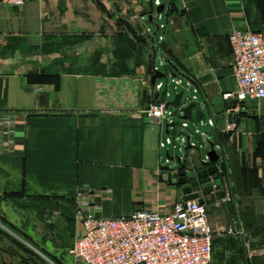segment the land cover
<instances>
[{
	"label": "crops",
	"instance_id": "0c3cea01",
	"mask_svg": "<svg viewBox=\"0 0 264 264\" xmlns=\"http://www.w3.org/2000/svg\"><path fill=\"white\" fill-rule=\"evenodd\" d=\"M234 30L264 34V0L0 4V114L15 122V151L0 155V264L67 252L78 191L102 218L170 213L182 197L168 176L211 167L220 183L193 192L214 230L212 264H264V100L231 129L221 100L235 89ZM179 93L196 103L190 120L167 106ZM159 103L171 115L155 124L146 110Z\"/></svg>",
	"mask_w": 264,
	"mask_h": 264
},
{
	"label": "built area",
	"instance_id": "2783aa9c",
	"mask_svg": "<svg viewBox=\"0 0 264 264\" xmlns=\"http://www.w3.org/2000/svg\"><path fill=\"white\" fill-rule=\"evenodd\" d=\"M30 1L0 0V4L20 8ZM228 42L235 89L222 93L221 100L228 105L224 116L227 129H231L235 123L230 118L238 115L245 103L264 100V34L234 30L228 35ZM170 115L163 103L151 104L146 110L147 118L155 124L163 123ZM14 126L11 114H0V155L15 151ZM182 126L185 128L186 124ZM92 195L86 189L74 196V220L80 232L68 254L76 263L212 264L214 230L206 206L198 200L182 197L170 213L143 209L127 216L102 218L97 215L98 207L92 204ZM224 201L229 202L230 197ZM227 234L242 233L230 227Z\"/></svg>",
	"mask_w": 264,
	"mask_h": 264
},
{
	"label": "water",
	"instance_id": "95a60500",
	"mask_svg": "<svg viewBox=\"0 0 264 264\" xmlns=\"http://www.w3.org/2000/svg\"><path fill=\"white\" fill-rule=\"evenodd\" d=\"M157 75L159 74H156L152 78V81H154L155 78L158 77ZM181 99H182V93H179L175 96L172 102H169L167 104V106L173 109H178L181 115L180 116L181 119L190 120L192 117V111L196 107V103L190 102L186 106H181ZM202 117H203V111L197 109L194 113L195 122L200 123ZM237 118L238 116L236 115L230 118V120L232 119L233 122H236ZM209 177H213L216 180V184L220 183L219 180L217 179L218 176L216 174V169L214 167L201 170L197 173L185 172L181 170L177 174L169 175L168 182L170 184L179 185L181 187L178 190L179 197H183V199H188V200H198L200 203H202V201L198 199V195L193 192V188L197 187L199 184H206L209 187L210 186L208 184Z\"/></svg>",
	"mask_w": 264,
	"mask_h": 264
},
{
	"label": "rangeland",
	"instance_id": "374dc122",
	"mask_svg": "<svg viewBox=\"0 0 264 264\" xmlns=\"http://www.w3.org/2000/svg\"><path fill=\"white\" fill-rule=\"evenodd\" d=\"M41 252L42 253L39 252L40 254H36L34 256L31 255V257L28 255V258H31L32 261L29 263L27 262L26 264H78L70 257L68 251L61 252L60 254L49 253L47 251Z\"/></svg>",
	"mask_w": 264,
	"mask_h": 264
}]
</instances>
